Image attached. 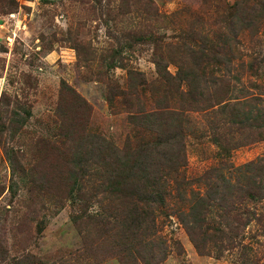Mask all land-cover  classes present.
I'll use <instances>...</instances> for the list:
<instances>
[{
  "label": "rangeland",
  "instance_id": "1",
  "mask_svg": "<svg viewBox=\"0 0 264 264\" xmlns=\"http://www.w3.org/2000/svg\"><path fill=\"white\" fill-rule=\"evenodd\" d=\"M203 42L230 60L199 62L196 105L226 85L264 109V0H0V264H264V199L187 216L223 178L244 186L245 165L264 163V130L230 131L217 106L183 111L184 166L164 174L150 153L188 99L155 63L190 72ZM218 127L228 155L210 142ZM108 146L120 158L147 147L162 207L104 191L95 161ZM134 203L148 212L137 222Z\"/></svg>",
  "mask_w": 264,
  "mask_h": 264
},
{
  "label": "trees",
  "instance_id": "2",
  "mask_svg": "<svg viewBox=\"0 0 264 264\" xmlns=\"http://www.w3.org/2000/svg\"><path fill=\"white\" fill-rule=\"evenodd\" d=\"M237 7L238 3L234 4V9ZM226 48L230 51L229 45H227ZM192 52L198 53L199 58L195 59L193 63L194 69L190 72L183 73L179 70L173 77L170 75L166 76L164 66H162L161 63H155L157 73L163 80L170 78L175 81L179 87L186 85L188 88L187 92L180 93V95L188 97L187 100L181 101L182 105H180V110L182 112L172 114L176 116L175 119L177 120L176 125L173 127V131L171 130L170 132L169 125L163 121L162 133L166 132V137L164 138L162 135V137L158 139V143L153 146L154 148L152 147L150 152L157 153L159 156V160L155 166H158L159 168L162 165H166L165 167H161L163 168L162 170L164 174H167L168 172H176L180 167L184 166L185 144L183 134L181 133V126L183 123V118L181 117L184 115L183 111L200 112L217 106V111L228 118L226 125L230 131L232 130L240 135L248 132L246 135L251 136L260 130H264V109L255 107L248 102L258 100V97L254 96L248 98V96L243 93L239 96L236 95L233 97V89H229L226 85L221 89H212V91L209 92V95L206 98L208 101L207 108L203 109L204 107L202 108L196 105L198 100L194 98V96L202 95V93L197 90L199 88V81L196 80L194 76V70L198 69L199 62H212L213 60L215 63L219 62L218 64H220L224 63V61L229 62L230 58L227 59L225 55H220L217 51L209 48L205 42L201 44L200 50ZM128 73L132 76L135 75L133 71H128ZM63 90H66L69 96L75 97V103L78 106L86 108L84 100L82 102V99L76 95L75 91L72 89ZM108 100L110 101L111 99L108 98ZM164 100H168V97H165ZM188 103L195 105H187ZM162 118H165V116ZM219 128L220 127L215 128L212 131L213 133L211 132L210 142L222 149L224 154L228 155V145L227 148L222 147V139L218 135ZM72 134L73 133L70 131L69 135ZM246 142L247 141L240 143L239 147L247 144ZM236 147H238V145L231 148ZM101 148L97 149L95 164L101 165L103 168V176L107 181L104 191L128 196L129 199L135 200L136 203L144 205L149 209V212H152L150 209L153 208V204H155L157 198H159V201L156 203L157 206L162 207L165 201L166 190L164 187H160L157 182L154 183L157 186L156 189H153L151 179L155 177V171L158 172V170L156 169L154 171L150 166L151 161L149 159L150 155L148 154L147 147L145 149H138L135 153L124 150L125 155L121 158L118 157L113 146H108L109 151H104L106 148ZM79 154V152H76L74 157H79ZM83 161L85 162L86 160H83V156H81V159H77L76 164H81ZM15 165H17V163H15ZM20 168H22V166H20ZM244 170L249 173V175L247 176L243 187L230 185L228 181L226 182L223 178V187H214L213 193L208 194L206 197L199 198L198 202H196V204L190 209L187 215L191 218L190 220L195 223L198 218L203 217V219H200V222L203 223L204 217L209 211L208 207L210 202H218V206H223V204H226L229 201L227 198L230 196L237 197L240 202H254L264 199V163H248L245 165ZM74 173L78 174L77 172ZM255 177L259 178L258 183L256 182ZM142 180L145 181V183H143V186H139V182ZM219 188L222 189V192L219 191ZM195 209H199L201 212L198 210L196 211ZM129 213L134 216V220L137 222L139 218L143 219L144 215L148 212L143 209L139 211L138 206L134 203L129 205ZM178 218L181 220L186 230H188V234L191 238V233L189 232L191 226H189V222L186 220V215L180 213Z\"/></svg>",
  "mask_w": 264,
  "mask_h": 264
}]
</instances>
